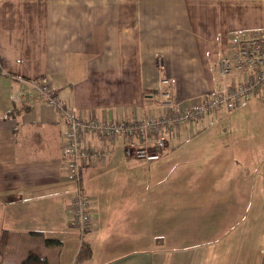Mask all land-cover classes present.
I'll return each mask as SVG.
<instances>
[{
	"label": "crops",
	"instance_id": "0c3cea01",
	"mask_svg": "<svg viewBox=\"0 0 264 264\" xmlns=\"http://www.w3.org/2000/svg\"><path fill=\"white\" fill-rule=\"evenodd\" d=\"M258 28L264 0H0V264H264L262 99L190 121L152 161L93 136L106 157L77 182L65 120L32 84L47 75L99 118L144 116L172 84L188 106L222 85L231 34ZM79 186L95 213L84 234L67 209ZM83 240L93 251L76 262Z\"/></svg>",
	"mask_w": 264,
	"mask_h": 264
},
{
	"label": "built area",
	"instance_id": "2783aa9c",
	"mask_svg": "<svg viewBox=\"0 0 264 264\" xmlns=\"http://www.w3.org/2000/svg\"><path fill=\"white\" fill-rule=\"evenodd\" d=\"M222 85L201 95L196 102L183 106L177 99L176 85L160 89L159 95L149 93L152 104L144 105V116L99 118L95 114H82L76 108L60 101L56 88L47 75H41L32 84L42 98L56 106L63 116L67 129L63 135L64 169L69 179L80 181L82 163L99 164L107 152L99 150L91 137L114 141L125 140L128 156L152 161L159 159L168 144L169 136L192 120H198L221 107L234 108L251 97L264 101V28L246 33L231 34L225 54L216 64ZM167 85L171 79L166 77ZM157 112L152 113L150 110ZM70 224L82 234L95 228V213L89 196L79 186L68 201Z\"/></svg>",
	"mask_w": 264,
	"mask_h": 264
},
{
	"label": "trees",
	"instance_id": "16d2710c",
	"mask_svg": "<svg viewBox=\"0 0 264 264\" xmlns=\"http://www.w3.org/2000/svg\"><path fill=\"white\" fill-rule=\"evenodd\" d=\"M5 238L1 241V244H4ZM49 241V240H47ZM93 251V247L90 241L83 240L81 248L78 252L76 262H81L88 259ZM23 264H49L47 256L32 252L26 256L23 260Z\"/></svg>",
	"mask_w": 264,
	"mask_h": 264
}]
</instances>
